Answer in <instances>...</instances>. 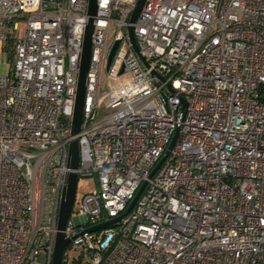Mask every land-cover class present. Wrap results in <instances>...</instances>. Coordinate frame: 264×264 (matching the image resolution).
I'll return each mask as SVG.
<instances>
[{"label":"built area","instance_id":"obj_1","mask_svg":"<svg viewBox=\"0 0 264 264\" xmlns=\"http://www.w3.org/2000/svg\"><path fill=\"white\" fill-rule=\"evenodd\" d=\"M89 1L0 0V264H53ZM137 1L98 0L75 169L96 186L68 246L93 264H264V0H146L139 53Z\"/></svg>","mask_w":264,"mask_h":264},{"label":"water","instance_id":"obj_2","mask_svg":"<svg viewBox=\"0 0 264 264\" xmlns=\"http://www.w3.org/2000/svg\"><path fill=\"white\" fill-rule=\"evenodd\" d=\"M145 1L146 0L137 1L135 8L131 12V16L129 19L131 24L128 26L129 36L131 38V41H132V44L135 50L138 53H139V47H138L137 39L135 35L134 23L136 22ZM97 7H98V0L89 1V10H88L89 17H88V22H87V27H86V32H85L83 52H82L81 63H80V73H79V79H78V85H77L76 101H75L73 121H72L73 139L70 141V146H69L68 165L71 168V171L68 173L67 183H66V186L64 187L63 196L61 200L59 223H58L59 231L57 233V238H56L53 264H63L65 249L67 248L68 244L71 241L70 237H66L65 229L67 226V222L72 214L74 204L76 201V197H77V187H78L79 176L77 172L75 171V169L79 167V163H80V148H79L78 134L81 130V125H82L83 116H84V101H85L87 77H88V71L90 67L93 37H94V16L97 14ZM120 42H121L120 39L116 40V42L114 43L111 49V52L109 54V59H108V68L110 67V64L115 56V53L117 51V48ZM142 58L145 59L144 56H142ZM177 137H178V132L174 135L171 141V144L169 146V149L166 151L163 158L154 168L151 175H153L157 171V169L161 166V164L167 158V156L170 153V150L174 147L176 143ZM145 185H146V182L143 183V185L137 192L136 196L131 201L128 209L122 215L115 217L113 219H110L101 224H98L94 227H89L85 229L84 231H89V232L95 231L99 228L108 227L120 221L123 217H125L132 210L137 199L142 193Z\"/></svg>","mask_w":264,"mask_h":264},{"label":"rangeland","instance_id":"obj_3","mask_svg":"<svg viewBox=\"0 0 264 264\" xmlns=\"http://www.w3.org/2000/svg\"><path fill=\"white\" fill-rule=\"evenodd\" d=\"M117 29L112 32L111 39H113L116 35ZM12 61H9L7 56L0 52V74H4L7 70L11 68ZM107 79L106 74L105 78L103 80V86H106ZM95 180L92 178H81L78 181V187H77V199L75 201V205L71 214V219L75 224H81L82 219L78 212L79 204L82 199V197L92 192V190L95 188ZM92 207H94L93 202L90 203ZM44 259V254L41 253V255L37 259V263L41 264ZM63 264H93V258L90 255L88 250H84V248L75 249L71 246H68L65 249L64 253V261Z\"/></svg>","mask_w":264,"mask_h":264}]
</instances>
